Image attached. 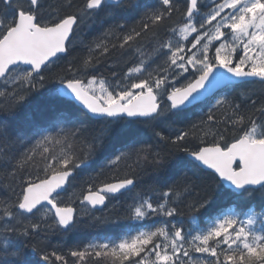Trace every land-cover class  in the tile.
<instances>
[{
    "label": "snow or ice",
    "instance_id": "obj_1",
    "mask_svg": "<svg viewBox=\"0 0 264 264\" xmlns=\"http://www.w3.org/2000/svg\"><path fill=\"white\" fill-rule=\"evenodd\" d=\"M144 46L163 63L137 60ZM116 54L135 62L109 82L97 72ZM249 84L261 94L230 98ZM42 89L67 107L30 110ZM149 167L150 194L123 211L141 226L163 218L151 229L66 251L44 243L85 216L111 222L96 211ZM0 192V264H264V210L242 218L226 203L264 196V0H0Z\"/></svg>",
    "mask_w": 264,
    "mask_h": 264
},
{
    "label": "trees",
    "instance_id": "obj_2",
    "mask_svg": "<svg viewBox=\"0 0 264 264\" xmlns=\"http://www.w3.org/2000/svg\"><path fill=\"white\" fill-rule=\"evenodd\" d=\"M52 2V0H50ZM75 3L81 4L83 0H74ZM181 21V16L179 14L174 15L173 19L169 22L170 25H179ZM100 25H93L92 27H88L87 25L83 28V38L85 40L90 39L92 36L98 32ZM161 35L167 38V33L161 32ZM176 35V34H175ZM176 42V36L173 37V43ZM78 57L86 55L83 52H77ZM136 58L143 59L146 63H153L154 61L157 63H163L162 59L157 55L155 49L151 46H144L141 48L140 52L136 53ZM111 61H118L116 64H112ZM135 61L132 57H125L120 54H116L110 57L109 61L102 63L99 65V71L97 75L104 78L107 81H111V71L116 70L121 74L123 71L130 66ZM155 66V64H153ZM48 88H52V85H48ZM256 93L257 95L261 94V86L259 84H249L236 88L235 91L229 93L230 98L234 99L235 102L239 103L243 99L241 93ZM64 98L58 96H48L47 89H42L40 93L34 94V98L32 99L31 105H29V109L35 111L37 115L47 114V104H57L60 106L67 107V103H62ZM210 104V100L203 102L198 105L196 108L192 109L190 114V120L196 121L200 118L204 111L207 110L208 105ZM217 117L223 119V116L220 112L217 113ZM177 127L184 128L186 124H180ZM141 141L152 143L153 138L150 130L143 125L137 126V131L135 133ZM235 134H239L238 132ZM231 135L229 134L228 139H231ZM181 159H187V157H180ZM98 171V168H89L87 170H77L76 180L73 182L74 187L70 188L66 193L67 196H72L73 193L75 195H79V188L83 180H85L89 175H95V172ZM148 173V174H147ZM150 173V174H149ZM156 178V174L151 170V168H147L145 173L138 177L137 184L135 186V192H127L124 194L116 195L115 197L108 200L107 207L103 213L100 211H96L97 216H106L109 218L111 222L100 223L93 222L89 216H85L84 219L79 223L78 227L69 232L67 235L62 234H50L47 239L44 241L46 244H50L52 247L61 248L65 251L68 248H72L75 246H80L86 244L90 241H103V240H119L124 238L130 234H135L138 230H149L151 229L157 222L161 219L160 217L155 218L154 220H147L141 226L136 221L129 220L127 218V214L123 211L124 207L127 204H130L133 196L136 193H146L150 194V186L153 185V182ZM107 180V177H105ZM76 188V189H75ZM4 193L0 192V197H3ZM229 207L232 209L233 214H239L242 218L246 216L248 212H256L259 213L262 210V205H264V196L256 193L251 197H244L242 199L235 200H226ZM177 221H184V226L187 228L190 226L193 229L200 228L203 229L205 227V223L197 220L196 224H192L191 221L186 220V217L180 216L176 218ZM82 227V228H81ZM54 242V243H53ZM51 250V248L49 249ZM193 257H200L201 254L193 253Z\"/></svg>",
    "mask_w": 264,
    "mask_h": 264
},
{
    "label": "rangeland",
    "instance_id": "obj_3",
    "mask_svg": "<svg viewBox=\"0 0 264 264\" xmlns=\"http://www.w3.org/2000/svg\"><path fill=\"white\" fill-rule=\"evenodd\" d=\"M191 38V36L189 37V39ZM179 40H182V37L180 36L179 33H177L176 35V41H179ZM98 86V85H97ZM252 212H248L247 214H251ZM246 218V216L244 217ZM256 228L257 230L261 229V228H264V225H262L260 222H259V219H258V222H257V225H256ZM195 258V257H194Z\"/></svg>",
    "mask_w": 264,
    "mask_h": 264
},
{
    "label": "bare ground",
    "instance_id": "obj_4",
    "mask_svg": "<svg viewBox=\"0 0 264 264\" xmlns=\"http://www.w3.org/2000/svg\"><path fill=\"white\" fill-rule=\"evenodd\" d=\"M148 174V173H147ZM150 174V173H149ZM76 189V188H75ZM82 228V227H81ZM54 243V242H53Z\"/></svg>",
    "mask_w": 264,
    "mask_h": 264
},
{
    "label": "water",
    "instance_id": "obj_5",
    "mask_svg": "<svg viewBox=\"0 0 264 264\" xmlns=\"http://www.w3.org/2000/svg\"><path fill=\"white\" fill-rule=\"evenodd\" d=\"M106 203H107V201H106Z\"/></svg>",
    "mask_w": 264,
    "mask_h": 264
}]
</instances>
